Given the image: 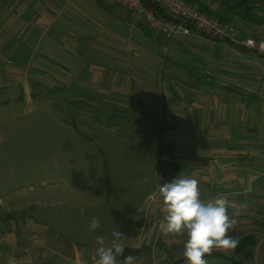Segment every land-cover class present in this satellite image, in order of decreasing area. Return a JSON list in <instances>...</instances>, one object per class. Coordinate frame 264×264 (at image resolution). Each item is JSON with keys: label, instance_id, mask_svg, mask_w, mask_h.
I'll return each instance as SVG.
<instances>
[{"label": "rangeland", "instance_id": "obj_1", "mask_svg": "<svg viewBox=\"0 0 264 264\" xmlns=\"http://www.w3.org/2000/svg\"><path fill=\"white\" fill-rule=\"evenodd\" d=\"M199 1L214 11L227 13L228 3L236 0ZM66 2L38 0L37 6L43 10L55 4L52 15L58 13L59 20L48 24L46 30L37 24L29 31L27 25L33 18H25V24L21 20L22 25L17 19L15 33H9L5 42L10 49H5L4 40L0 45V264H40L38 258L28 255L40 243L39 239L33 241L35 231L47 232L54 248L62 245L65 250L71 243L92 246L97 244L98 236L122 229L119 211L125 212V217L133 216L134 205H126L128 196L133 198L128 201L142 204L143 215L157 204L156 195L143 200L145 194L154 193L153 185L147 189L143 175L146 169L143 164L139 169L141 163L136 159L132 162L135 155L129 152H156L151 142L143 145L135 141L149 140V133L145 130L138 134V127L160 124L151 109L136 107L135 95L141 75H153L148 69H154L151 60H161V56L152 48L129 40L127 44H118L112 52L116 55L113 58L122 61L118 67L127 69L128 81H124L123 72L110 81L107 76L101 80L111 73L109 66L105 72L100 71L102 77H94L91 65H87L92 57L89 52H85L87 56H75L80 48L71 41L72 37L64 34L59 41L54 39L58 24L66 20L71 10ZM256 6L255 12L264 9L259 2ZM32 14L35 15L34 11ZM168 51L161 48L162 54ZM174 54L171 51L168 55ZM142 62L146 65L141 68ZM122 92L128 97L114 95ZM115 104L122 115L108 119L107 123L109 111L105 108L112 110L117 107ZM197 151L203 154L202 148ZM133 169L135 175L130 172ZM229 194L235 200L239 196L238 192ZM211 198L209 195L208 199ZM235 203L239 207L235 218L238 223L230 235L240 239L253 233L258 242L249 264H264V209H249L248 201ZM103 204L105 211L99 209ZM94 217L101 226L89 231ZM59 236L64 242L56 241ZM181 237L173 236L168 241L169 250H176L172 260L183 254L184 247L171 250V242ZM183 237L178 245H184L187 237ZM234 249L213 250L205 256L207 264H232L238 259ZM55 258L56 264H62V257Z\"/></svg>", "mask_w": 264, "mask_h": 264}, {"label": "crops", "instance_id": "obj_2", "mask_svg": "<svg viewBox=\"0 0 264 264\" xmlns=\"http://www.w3.org/2000/svg\"><path fill=\"white\" fill-rule=\"evenodd\" d=\"M192 1L202 8L205 5L215 15L231 23L240 39H253L255 47L183 36L169 40L114 0H67L70 13L64 22L58 24L59 30L54 37L57 41L64 34L72 37L70 40L78 43L80 48L75 56H87L85 52H89L92 57H88L87 65H91L94 77H102L100 71L105 72L109 66L111 73L105 74L101 80L107 76L110 81L112 77L122 76V72L124 81L129 79L127 69L118 67L122 64L120 58L112 57L116 56L112 52L118 44L135 41L161 56V60L150 59L155 63L154 69L148 68L154 72L153 75L142 71V81L137 84L139 92L135 95L138 98L136 107L151 109L157 114L159 126L168 128L164 142L173 150L162 155L157 151L129 152L135 155L131 161L136 159L141 163L139 169L142 164L146 169L143 175L147 179V189L153 185L151 190L154 193L145 194L147 196L143 200L158 196L157 204L150 206L146 215H143L142 204L128 201L133 199L130 196L126 198V205H134L133 216L125 217V212L119 211L118 217L123 218L120 232L124 236L118 243L141 251L135 264H187L183 254L172 260L176 250H169L168 241L177 235L160 231L165 213L161 211L163 203L159 186L179 175L196 179L201 199L205 201L238 192L237 202L248 201L249 209H264V9L254 10L258 2L264 6V0H236L230 5L228 3L230 9L227 13L214 11L199 0ZM37 3L38 0H0V45L3 40L4 44L8 42L9 33H15L17 19L22 25L25 18H33L27 25L29 31L37 24L46 30L48 24L59 20L58 13L52 15L55 4L43 10ZM4 46L10 49L7 44ZM161 48H167L168 54L171 51L176 54H162ZM81 50H84L82 54ZM144 65L142 62L141 68ZM114 95L128 97L123 92ZM168 137L173 140H167ZM135 141L143 145L151 142L156 150L153 140ZM198 148L203 149V154L197 151ZM130 172L135 175L136 169ZM209 195L213 198L208 199ZM226 197L231 201L228 212L236 218L239 215V207L233 204L236 200L230 194ZM99 209L105 211L104 204ZM32 235L33 241L39 239L40 243L32 247L28 255L38 258L40 264H56L55 257H62L63 261L59 260L62 264H94L98 244L75 246L71 243L64 250L62 245V248H54L50 244L53 240H49L47 232L39 230ZM103 238L105 246H113L112 233H104ZM178 238L174 240L176 245L171 242V250L176 246L178 249L184 247L178 244L185 237ZM56 241L64 242L60 236Z\"/></svg>", "mask_w": 264, "mask_h": 264}, {"label": "clouds", "instance_id": "obj_3", "mask_svg": "<svg viewBox=\"0 0 264 264\" xmlns=\"http://www.w3.org/2000/svg\"><path fill=\"white\" fill-rule=\"evenodd\" d=\"M159 194L163 203L161 211L165 213L160 231L186 235L183 256L187 264H207L205 256L211 255L213 250L237 247L239 240L230 232L235 230L238 221L228 213L230 202L226 196L205 201L201 199L198 181L180 175L160 185ZM100 226V220L94 217L88 229L95 231ZM123 236L120 231L113 230L111 247L105 246L104 238L98 236L94 264H135L136 257L124 256L125 246L118 243Z\"/></svg>", "mask_w": 264, "mask_h": 264}, {"label": "built area", "instance_id": "obj_4", "mask_svg": "<svg viewBox=\"0 0 264 264\" xmlns=\"http://www.w3.org/2000/svg\"><path fill=\"white\" fill-rule=\"evenodd\" d=\"M114 1L129 10L137 19L143 20L150 29L161 32L169 40L183 36L255 47L253 39H240L231 23L206 14L197 3L187 0H149L166 13L167 16L163 17L147 5L148 0Z\"/></svg>", "mask_w": 264, "mask_h": 264}, {"label": "trees", "instance_id": "obj_5", "mask_svg": "<svg viewBox=\"0 0 264 264\" xmlns=\"http://www.w3.org/2000/svg\"><path fill=\"white\" fill-rule=\"evenodd\" d=\"M187 1L192 2V3H197V2H194L192 0H187ZM147 5L154 8L158 12L159 15H161L163 17L167 16L166 13H164L155 4L151 3V1L148 0ZM199 7L206 14H208L210 16H215V17L220 18L221 20H224L221 16L215 15L214 12L211 11L210 9H208L205 5H203V8L201 6H199ZM224 21H226V20H224ZM115 106H117V107L112 108V110H110V108L109 109L105 108L106 110L109 111V115L107 116V123H109V120H113L116 116L121 117V115H122V114L118 113V110L120 109V107L117 104H115ZM87 111H89V110H87ZM107 125L111 126L110 124H107ZM121 125H122V123L120 124V126ZM145 130L149 133L147 136V139H149V141H151L153 139L154 140L157 139L154 141L155 142L154 145H155L156 151L159 155H162L163 153H171L172 152V150H173L172 147L164 142L165 135L168 131L167 126H155V127L148 126V127H146L145 125L144 126L141 125L140 127H138L136 129L138 134L144 132ZM257 242H258L257 237L254 234H247V235H244L243 237H241L239 239V243H238L237 247H235V249H234V256H237L238 259H234L232 264H249L250 260L254 257V248L257 245ZM140 252L141 251H139V250L125 247L124 256L132 255V256L136 257V259H137V258H139ZM118 259H123V257H119ZM147 264H149V263H147Z\"/></svg>", "mask_w": 264, "mask_h": 264}]
</instances>
